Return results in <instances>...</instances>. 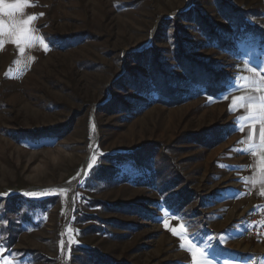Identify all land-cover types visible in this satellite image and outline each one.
Returning a JSON list of instances; mask_svg holds the SVG:
<instances>
[{"label": "rangeland", "instance_id": "1", "mask_svg": "<svg viewBox=\"0 0 264 264\" xmlns=\"http://www.w3.org/2000/svg\"><path fill=\"white\" fill-rule=\"evenodd\" d=\"M30 3L48 51L0 49V264H193L165 219L211 264L256 255L241 231L259 150L239 143L245 109L229 108L248 94L246 65H264V0ZM185 58L224 72L225 88L177 83L174 102L144 90L154 65L188 81ZM46 189L66 192L23 195Z\"/></svg>", "mask_w": 264, "mask_h": 264}, {"label": "snow or ice", "instance_id": "2", "mask_svg": "<svg viewBox=\"0 0 264 264\" xmlns=\"http://www.w3.org/2000/svg\"><path fill=\"white\" fill-rule=\"evenodd\" d=\"M31 6L33 4L30 3V0H0V49L3 47L4 38H8L18 48L21 55L24 54L27 48H31L37 43L41 45L45 52L48 51V44L45 43V38L35 34L37 30L34 28V21L39 16L26 14L25 12V9ZM33 59L34 57H29L30 61ZM246 69L251 75L248 77H237L238 81L243 82L238 83L237 87L248 94L233 97L229 110L232 111L236 107H241L246 111V115L238 117L237 122L240 125L238 130L241 132L247 131V139L239 143L249 144L250 148H258L259 150L258 152L253 150L252 155H259L255 166L259 169V183L262 185L260 194L264 195V65L259 70L246 65ZM257 136L258 145L252 143ZM248 150L249 148L243 149V151ZM96 163L97 157L93 155L88 163V170H91ZM84 175L87 176L88 171H85ZM252 183L255 184L257 181L254 179ZM58 192L64 193L66 190L46 189L39 192H25L23 195L38 198L48 194H57ZM163 224L174 236H178L181 239V248H185L186 244H188L187 250L191 254L193 264H211L207 259L206 251L191 244L189 238L185 236L184 225H180L179 229L170 227L167 219L163 221ZM61 246L63 247V241H61ZM4 264H12V262L5 260Z\"/></svg>", "mask_w": 264, "mask_h": 264}, {"label": "trees", "instance_id": "3", "mask_svg": "<svg viewBox=\"0 0 264 264\" xmlns=\"http://www.w3.org/2000/svg\"><path fill=\"white\" fill-rule=\"evenodd\" d=\"M231 11L233 12V15L237 17L234 18L236 24L240 19H243V23H238L240 32L254 34V32L256 31L259 34L261 33V31L258 30L254 24L247 23L245 21L246 16H243L242 14L238 15V13H235V11ZM219 44L221 46L226 45V43L222 39H219ZM182 60V67L188 76V81H182L176 77H170V75L160 70V66L154 65L152 67V71L155 70V72L150 74L151 78H144V90H153L154 92L158 93L159 96L165 95L169 100H171V102H174V100L180 96V94H178L176 90V86H174L177 83L179 84V86L184 85V88L188 87L189 85L192 86L193 84H200L204 86V90H207L211 93L215 92V90L220 91L225 88L223 80L225 79L224 76H226V74L224 72L214 71L208 64L203 62L194 61L191 59L189 60L186 58ZM145 173L143 170L142 174L144 175ZM153 177L154 175H146L145 178L150 180ZM142 179H144V176L142 177Z\"/></svg>", "mask_w": 264, "mask_h": 264}, {"label": "built area", "instance_id": "4", "mask_svg": "<svg viewBox=\"0 0 264 264\" xmlns=\"http://www.w3.org/2000/svg\"><path fill=\"white\" fill-rule=\"evenodd\" d=\"M241 240L253 245L252 252L264 256V195H259L246 218ZM252 262V261H251Z\"/></svg>", "mask_w": 264, "mask_h": 264}, {"label": "crops", "instance_id": "5", "mask_svg": "<svg viewBox=\"0 0 264 264\" xmlns=\"http://www.w3.org/2000/svg\"><path fill=\"white\" fill-rule=\"evenodd\" d=\"M239 264H264V256L252 255L251 257H246L244 261H240Z\"/></svg>", "mask_w": 264, "mask_h": 264}]
</instances>
